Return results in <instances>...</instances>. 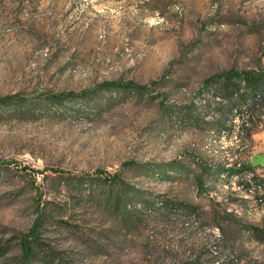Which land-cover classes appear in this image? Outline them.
Here are the masks:
<instances>
[{"label":"rangeland","instance_id":"rangeland-1","mask_svg":"<svg viewBox=\"0 0 264 264\" xmlns=\"http://www.w3.org/2000/svg\"><path fill=\"white\" fill-rule=\"evenodd\" d=\"M259 67L264 0H0V264H264Z\"/></svg>","mask_w":264,"mask_h":264},{"label":"trees","instance_id":"trees-1","mask_svg":"<svg viewBox=\"0 0 264 264\" xmlns=\"http://www.w3.org/2000/svg\"><path fill=\"white\" fill-rule=\"evenodd\" d=\"M223 80L224 85L221 89V93L218 95L222 98L227 100L229 102L231 107H247L250 102H252V105H260L264 104V68H253V69H247V70H228L223 71L221 73H218L216 75H213L209 77L206 82L211 83L213 80ZM237 81H234V80ZM101 86L105 87H135L139 89H143L146 86L137 84L134 82H128V83H122L119 81H104ZM88 94L87 91H83L80 93L75 92H67V93H59L55 94L54 98L57 100H64L66 98H75V97H82L86 96ZM13 98V96H5L0 97V102H6L9 99ZM128 163H134L132 161ZM247 167L253 168V165H247ZM29 168V167H24ZM55 171H58V169H54ZM96 172H103L101 169H98ZM110 176L113 177L114 180L118 179L119 174L114 173L110 174ZM39 220V218H38ZM34 229H32V232ZM34 233H30L29 235L25 236L22 239V245L24 248L25 255L30 256L31 254V248H30V242L32 240V235Z\"/></svg>","mask_w":264,"mask_h":264},{"label":"water","instance_id":"water-1","mask_svg":"<svg viewBox=\"0 0 264 264\" xmlns=\"http://www.w3.org/2000/svg\"><path fill=\"white\" fill-rule=\"evenodd\" d=\"M254 165H262L264 164V154L256 155L253 157Z\"/></svg>","mask_w":264,"mask_h":264}]
</instances>
